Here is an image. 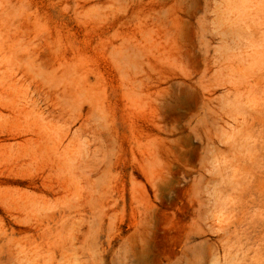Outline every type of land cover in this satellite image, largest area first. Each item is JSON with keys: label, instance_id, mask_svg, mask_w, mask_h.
Wrapping results in <instances>:
<instances>
[{"label": "rangeland", "instance_id": "obj_1", "mask_svg": "<svg viewBox=\"0 0 264 264\" xmlns=\"http://www.w3.org/2000/svg\"><path fill=\"white\" fill-rule=\"evenodd\" d=\"M0 264H264V0H0Z\"/></svg>", "mask_w": 264, "mask_h": 264}]
</instances>
